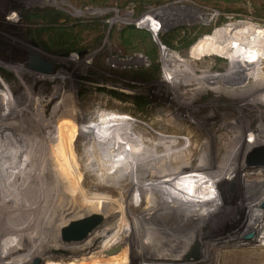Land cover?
<instances>
[{
  "label": "rangeland",
  "instance_id": "rangeland-1",
  "mask_svg": "<svg viewBox=\"0 0 264 264\" xmlns=\"http://www.w3.org/2000/svg\"><path fill=\"white\" fill-rule=\"evenodd\" d=\"M115 1L90 6L72 0H0V145L8 143L42 155L34 162L41 175L36 173V178L35 171L28 179L18 177L20 171L13 177L17 186L12 181L11 194H23L9 217H0L16 218L25 206L30 210L39 206L43 197L48 204L46 221L36 210L34 217L39 220L27 231L17 219L20 225L0 223V264H33L35 259L38 264H264V244L254 243V237L227 241L240 235L235 230L245 220L246 205L263 197L264 176L239 177L232 169L212 187L199 179L201 172L210 177L215 167L220 174L217 159L228 157L252 134L264 131V54L258 48L264 40V0H174L142 10L137 0ZM130 26L148 32L156 51L144 33L135 39L122 33ZM53 28L70 32L78 50L54 53L47 38ZM37 60L45 65L42 70L29 67L37 66ZM90 113L116 114L128 123L127 135L124 132L125 138L118 139L115 147L113 142L85 144L96 150L86 152L88 139L83 141L77 127ZM43 124L54 131L45 140L38 129L44 130ZM95 126L115 128L102 122ZM104 130L87 137L95 132L104 135ZM134 140L142 143L140 150L128 143ZM202 152L207 155L203 160H210L200 164L197 157ZM181 156H185L183 163L171 160ZM138 157L141 162L133 163ZM0 158V173L10 180L6 175L10 160ZM44 163L49 165L48 176L55 174L63 186L52 185L56 177L44 175ZM250 170L264 175V168ZM167 173L170 176L165 178ZM27 180L32 185L40 180L49 190L39 187L30 194L27 184L23 186ZM228 189L230 195L219 204L197 201L205 193L217 195ZM11 194H0L6 199L0 206L7 204ZM192 207L200 213L191 211ZM260 209L264 210V202ZM234 212H239L236 217ZM91 213L104 214L106 223L100 215L94 216L63 241L58 226ZM151 214L152 221L145 217ZM222 216L225 222L219 235H215L218 230L211 233L213 224L210 227L205 241L213 248L204 259L199 253L204 248L199 246L197 255L183 262L152 260L178 253L181 249L174 244L181 232L201 223L216 221L219 226L217 218ZM111 224L116 226L109 229L112 233L100 238L90 253L79 249L97 234L96 229ZM27 232L32 238H27ZM119 245L122 251L117 257L105 255ZM141 255L149 259L142 262Z\"/></svg>",
  "mask_w": 264,
  "mask_h": 264
},
{
  "label": "bare ground",
  "instance_id": "bare-ground-1",
  "mask_svg": "<svg viewBox=\"0 0 264 264\" xmlns=\"http://www.w3.org/2000/svg\"><path fill=\"white\" fill-rule=\"evenodd\" d=\"M258 46H260V47H258L259 48V50L264 54V40H262V42H260L259 44H258ZM264 56V55H263ZM263 58V57H262ZM257 59V58H256ZM252 60H254V59H252ZM259 62H261V61H259ZM264 62V61H263ZM257 63V62H256ZM224 85V84H223ZM202 91V90H201ZM179 110V109H178ZM55 111V110H54ZM84 115V114H83ZM106 118H107V121L105 122V120H106ZM118 117H117V115L116 114H113L112 115V113L109 115H101L100 113H93V114H89V115H87V116H85L84 118H83V121L81 120V123H82V125H81V127H80V129L77 127V129H78V133H80L81 132V136H83V141H85L86 139H88V140H86L85 141V143H84V146H85V144H88V143H91V142H100V144H110V143H112L113 142V144H114V147L116 146V141L118 142V139H120L121 138V140H123V138H125V137H123V133L125 132V134L127 135V131H126V129H125V126L127 127V124L128 123H122V120H121V118H119V119H117ZM62 119V118H61ZM103 119H105L104 121H103ZM111 119H113V122H109ZM109 120V121H108ZM115 120H117V121H115ZM64 122V121H63ZM97 122H99V123H103V124H105V125H107V126H112V127H115L114 129H116V131L114 130V129H102V128H96V126H95V124L97 123ZM9 123V122H8ZM13 124V123H12ZM36 124V123H35ZM205 124H207V122L205 123ZM80 125V124H79ZM97 125H99V124H97ZM38 126V125H37ZM43 126H44V130H42V128H41V126L38 128L39 130H41V136L43 135L44 137H42V138H44V140H45V138H46V136L48 135L49 136V134H53V130L52 129H48L47 127L48 126H46V124L44 125L43 124ZM41 128V129H40ZM54 128V127H53ZM3 129V128H2ZM98 130H104L103 131V133L105 132V134L103 135V134H99L98 135V133L97 132H95V135H91L90 137H87L88 136V134H90V133H93L94 131H98ZM71 131L72 130H70V133H71ZM121 131V132H120ZM4 132V131H3ZM38 132V131H37ZM119 132V133H118ZM72 134V133H71ZM123 134V135H122ZM130 134V133H129ZM11 135V134H10ZM14 135V134H13ZM12 135V136H13ZM37 135H38V133H37ZM56 136H57V134H56ZM86 136V137H85ZM69 137V136H68ZM76 137V136H75ZM78 137H79V135H78ZM77 137V138H78ZM14 138V137H13ZM13 138H11V139H13ZM49 138V137H48ZM55 138V137H54ZM70 138V137H69ZM10 139V138H9ZM7 140V139H6ZM126 140V139H125ZM132 140V139H131ZM50 141V140H49ZM127 141H129V140H127ZM133 141V140H132ZM135 141V140H134ZM21 142V141H20ZM34 142H35V140H34ZM70 142V141H69ZM2 143V142H1ZM10 143V142H9ZM51 143V142H50ZM59 143V142H58ZM83 143V142H82ZM129 144L131 143V145H136V149L137 150H140V147H141V145H142V143H137L136 141H135V143H137V144H135L134 142V144L132 143V142H128ZM17 144V143H16ZM34 144V143H33ZM39 144V143H38ZM44 145V144H43ZM77 145H79V144H77ZM16 146V145H15ZM54 146V144L52 145V147ZM57 146V145H56ZM55 146V147H56ZM111 146V145H110ZM33 147H36V146H33ZM39 147V146H38ZM54 147V148H55ZM260 147H264V131H259V132H256L255 134H252V136H250L249 138H247V140L244 142V144H243V146L241 147V148H238V149H233L232 151H233V153H232V151L230 152V154H229V156L228 157H223V159H221V157H220V159H217L219 162H220V166H221V168H220V174H218V169L215 167V169L213 170L212 169V173H211V175H210V177H208V176H204L203 174H204V172L202 173L201 172V174H200V176H199V179L201 180H204V181H206V183L207 184H205V185H208L209 187H212L213 186V183L214 182H216L217 180H218V178L220 177V181L221 180H224L223 178L225 177V176H229L230 175V173L232 172V169L234 170L232 173H234V174H238L239 175V177H249V178H251V179H253L254 177H262V176H264V175H262V173H260V172H256V173H253V172H255V171H253V170H250L249 171V169H247V165H246V158L248 157V155H249V153H251V151H253L254 149H256V148H260ZM14 148H16V149H14ZM17 148H19V147H13V145L12 144H8V143H5V144H2V145H0V156L1 157H4L7 161H9L8 162V164L10 165L9 166V169H8V171L7 172H9V174H6V175H9V177L11 178L10 180H9V178L8 179H6V177L5 176H3V174H1L0 173V194L3 196V193H5V195L6 194H11V193H13V189H12V184L14 183H16V185L15 186H17V182H14L15 181V176L16 175H18L19 174V172L21 171V172H23L22 173V175L20 174V175H18V177H20V176H24L25 175V177L27 176V178L28 179H31V178H29L30 176H33V174H31L32 172H35V176H36V173H39V171L41 170H36L34 167H35V164H34V162L35 161H37V160H39V157L38 156H41V158H42V155L39 153V151H38V154H33L32 155V151L31 152H29V150H28V152H26V150L24 151V149H22L23 147H21V149L19 148V149H17ZM27 148V147H26ZM66 148V147H65ZM143 148H145L144 146H143ZM84 149L86 150V152L89 150H91L92 152H94L93 150H95L94 148H91L90 147V144L89 145H87V146H85L84 147ZM36 150H37V147H36ZM63 150V149H62ZM120 150L122 151V147H120ZM47 151V150H46ZM90 151V152H91ZM96 151V150H95ZM26 152V153H25ZM35 152V151H34ZM212 152V151H211ZM29 153H31V155L32 156H30V154ZM42 153H43V151H42ZM65 153V152H64ZM135 153V152H134ZM50 154V153H49ZM110 154V153H109ZM206 154H208V153H206ZM211 154V153H210ZM38 155V156H37ZM53 155V154H52ZM52 155H50V157L52 156ZM180 155V154H179ZM24 156V157H23ZM44 156V155H43ZM188 156V155H187ZM211 156V155H210ZM22 157L23 158H25V160H23L22 159ZM48 157V155L46 154V157L45 158H47ZM182 157V156H181ZM183 157H185V156H183ZM182 157V158H183ZM204 157H207V155L206 156H204V154H203V152L200 154V156L199 157H197V163H204V162H207V161H205L206 159H209V158H206L205 160H203V158ZM212 157V156H211ZM4 158H3V160H4ZM35 158V159H34ZM179 158V157H178ZM177 157H176V159L174 158H172L171 160L172 161H181V163H183L182 162V160H184V158L183 159H178ZM217 158V157H216ZM1 159V158H0ZM139 157H138V159L137 160H132V161H134L133 163H137V162H141V161H139ZM169 159V158H168ZM212 159H214V158H212ZM34 160V161H33ZM42 160V159H41ZM47 160H48V158H47ZM58 160V159H57ZM141 160V159H140ZM170 160V161H171ZM192 160V159H191ZM210 160V159H209ZM220 160H222V161H220ZM55 161H56V159H55ZM65 160L63 159V161L62 162H64ZM162 161V160H161ZM186 161H188L189 163H190V158H188V160H186ZM46 163H48V161H45ZM122 162H124V161H122ZM36 163V162H35ZM46 163H44L43 164V169H42V171H44V175H47L48 176V166L50 165V163H48V164H46ZM54 164V162H51V164ZM130 163V162H129ZM185 163V162H184ZM40 164H41V161H40ZM141 164V163H140ZM157 164H160V163H157ZM191 164V163H190ZM42 165V164H41ZM62 165V164H61ZM138 165V164H137ZM223 165H225V167L223 168ZM140 166V165H139ZM143 166V165H142ZM2 167V166H1ZM40 167V166H39ZM52 167V166H51ZM56 167V166H55ZM60 167H62V166H60ZM129 167H131V165L129 166ZM133 167V166H132ZM5 168V167H4ZM126 168V167H125ZM135 168V167H134ZM133 168V169H134ZM204 168V167H203ZM202 168V169H203ZM139 169V168H138ZM142 169V168H141ZM186 169V167H183L181 170L183 171V170H185ZM73 170V169H72ZM59 171V170H58ZM67 171V170H66ZM205 171V170H204ZM253 171V172H252ZM260 171V170H259ZM53 172H54V170H53ZM207 172V171H206ZM205 172V173H206ZM247 172H252V173H250V174H248ZM50 173H51V171H50ZM59 173V172H58ZM245 173H247V174H245ZM40 174V173H39ZM52 174V173H51ZM66 174V173H65ZM152 175H153V172L151 173ZM155 174H156V172H155ZM5 175V174H4ZM41 175V174H40ZM50 175V174H49ZM54 176H55V174H53ZM53 175H51V176H53ZM59 175V174H58ZM133 175V174H132ZM136 174H134L132 177H134ZM206 175V174H205ZM35 176H34V178H35ZM50 176V177H51ZM156 176H158L157 174H156ZM164 176H166L165 178H167V177H169L170 176V173H167V174H165ZM8 177V176H7ZM14 177V178H13ZM49 177V176H48ZM49 177V178H50ZM56 177V176H55ZM59 177H61V176H59ZM65 177V176H64ZM163 176H161V178H162ZM207 178V179H205V178ZM36 178H37V176H36ZM38 178H40V177H38ZM164 178V177H163ZM172 177H170L169 179H171ZM21 178H19V180H20ZM23 180H24V178H22ZM21 179V180H22ZM59 179V178H58ZM58 179H57V177L54 179V177H53V184L52 185H55V186H59L60 187V185H59V182L60 181H58ZM108 179V178H107ZM135 179V178H134ZM186 179V178H185ZM184 179V180H185ZM189 179H191V178H189ZM14 180V181H13ZM20 180V181H21ZM38 180V179H37ZM187 180V179H186ZM12 181H13V183H12ZM18 181V180H17ZM34 181V180H33ZM47 181V180H46ZM45 181V182H46ZM136 181V180H135ZM189 181V180H188ZM190 181H193L192 179L190 180ZM189 181V182H190ZM24 182V181H23ZM27 182V183H26ZM24 184H23V186L25 185V184H27V185H25V188H27L28 187V189L31 191V192H28V193H32V194H34V192L36 191L37 192V190L39 191V187H41L42 189H43V192H44V190L46 189L45 188V186L44 185H46V184H44L43 186H42V184H40V180H39V182L36 184V183H34L33 185L29 182L28 183V180L26 181ZM72 182V181H71ZM107 182H109V181H107ZM187 182V181H186ZM200 182H202V181H200ZM51 183V182H50ZM61 183V182H60ZM19 184V183H18ZM47 184H49V183H47ZM64 184V183H63ZM66 184L68 185L69 184V181H68V183L66 182ZM164 183H162V185H163ZM166 184H168V185H171L170 187H175V185L173 184V183H166ZM166 184H165V186H166ZM21 185H22V183H21ZM61 185H62V183H61ZM204 185V186H205ZM19 186V185H18ZM54 186V188H56ZM63 186V185H62ZM71 186V185H70ZM69 186V187H70ZM155 186V185H154ZM153 186V187H154ZM158 186V184L156 185V187ZM11 187V188H10ZM44 187V188H43ZM46 187H47V185H46ZM51 187V186H50ZM160 187V186H159ZM15 188V187H14ZM23 188V187H22ZM25 188H24V190H25ZM52 188V187H51ZM65 188V187H64ZM67 188V187H66ZM162 187H160V189H161ZM165 188H167V187H165ZM9 189V191H8V193L6 192L7 190ZM21 189V188H20ZM19 189V190H20ZM62 189V188H61ZM168 189V188H167ZM27 190V189H26ZM41 190V189H40ZM49 190V189H48ZM47 190V191H48ZM57 190H59V189H57ZM56 190V191H57ZM42 191V190H41ZM46 190H45V192H47ZM61 191V190H60ZM158 191V190H157ZM209 191V190H208ZM63 192V191H62ZM135 192V191H134ZM176 192V191H175ZM224 192H226V193H224ZM228 192H229V195H230V190L228 189V190H223L222 192H220V193H218L217 195L216 194H213V193H205V195H204V197H200L199 199H197V201L199 202V201H206V202H215V203H217V204H219L220 202H223V201H226L227 200V196H228ZM20 192H14V194H11V198L8 200L7 199V204L6 203H3V202H1V204H4V205H2V206H0V216H6V217H9V215H10V213H12V210L14 209L13 207L15 206L14 204H16V201L17 200H20L21 199V197L22 196H20V195H22L23 193H21V194H19ZM28 193H25V194H28ZM39 193V192H38ZM41 193V192H40ZM61 193V192H60ZM59 193V194H60ZM163 193H164V190H163ZM203 193V192H202ZM49 194V193H48ZM64 194V193H63ZM166 194V193H165ZM169 194V193H168ZM223 194H225V196H223ZM0 195V196H1ZM45 195V194H44ZM54 195V194H53ZM135 195V194H134ZM159 195V194H158ZM157 195V196H158ZM0 197V201L1 200H3L4 199V201H6V199L4 198V197ZM31 196H34V195H31ZM30 196V197H31ZM41 196V195H40ZM177 196V195H176ZM29 197V198H30ZM60 197V196H59ZM132 197V196H131ZM164 197V196H163ZM169 197H170V195H169ZM35 198V197H34ZM46 198V197H45ZM44 197H43V200H42V202L40 203V205L38 206V205H35L34 206V208H33V210H30V207H28V206H25L26 205V203H24L25 205V207H27V208H25L23 211V213L21 212L22 211V209L20 210V212L18 211V213H19V215L18 214H16L17 215V217L16 218H13V217H11V218H4V219H1V217H0V223L2 224V222L5 224V222L6 221H8L7 222V225H17L18 223L16 222V219L18 220V221H21L22 222V224H23V228H25V230L27 231V229L26 228H28V230L32 227V225L37 221V220H39V218L38 219H36L35 217H34V213L36 212V210H39L38 212L39 213H42V217H41V220H42V222L43 221H46V219H47V217L45 216L46 215V211H47V201H46V199H45ZM161 198V197H160ZM168 198V197H167ZM191 198V197H190ZM40 199H42L41 197H40ZM165 199V198H164ZM183 199V198H182ZM185 199V198H184ZM183 199V200H184ZM30 200H31V198H30ZM36 200V199H35ZM161 200V199H160ZM170 200V199H169ZM181 200V199H180ZM182 200V201H183ZM22 201H25V199L24 200H22ZM37 201V200H36ZM40 201V200H39ZM74 201V200H73ZM158 201V200H157ZM176 201V200H175ZM174 201V202H175ZM179 201V200H178ZM13 202V203H12ZM51 202V201H50ZM159 202V201H158ZM186 202V201H185ZM29 203V202H28ZM32 203H35V202H32ZM32 203H31V205H32ZM38 203V202H37ZM52 203V202H51ZM61 204H62V202H60ZM157 203V202H156ZM155 202L153 203V205H152V207L154 206V204H156ZM184 203V202H183ZM9 204V205H8ZM17 204H18V202H17ZM36 204V203H35ZM80 204V203H79ZM126 204V203H125ZM14 205V206H13ZM20 205V204H19ZM22 206H23V204H21ZM28 205V204H27ZM29 205H30V203H29ZM171 205V204H170ZM56 206H57V208H58V205L56 204ZM55 206V207H56ZM68 206V205H67ZM149 206H150V204H149ZM5 207V208H4ZM18 207V205L17 206H15V208H17ZM51 207V206H50ZM54 207V208H55ZM62 207V206H61ZM83 207V206H82ZM127 206H125V208H126ZM52 208V207H51ZM50 208V209H51ZM60 208V207H59ZM81 208V207H80ZM124 208V209H125ZM148 208H151V207H148ZM194 207H192V208H189L191 211H193V212H196V213H200V210H196V209H193ZM63 209V208H62ZM69 209V208H68ZM44 210V211H43ZM58 210V209H57ZM64 210V209H63ZM66 210V209H65ZM54 211H56L55 209H54ZM102 211V210H101ZM126 211V210H125ZM147 211V210H146ZM46 212V213H45ZM53 212V211H52ZM51 212V213H52ZM58 212H59V210H58ZM91 212V211H90ZM21 213V214H20ZM54 213V212H53ZM62 213V212H61ZM92 213H94L93 211H92ZM91 213V214H92ZM122 213V212H121ZM127 213V212H126ZM149 213V212H148ZM3 214V215H2ZM50 214V213H49ZM13 215V214H12ZM38 215V214H37ZM98 215H100V217L102 218V223H106V216L104 215V214H101V213H97V214H92V215H88V216H86L87 218H89V217H94V216H98ZM129 215V214H128ZM127 215V216H128ZM27 218H26V217ZM51 216V215H50ZM53 216V215H52ZM61 216V215H60ZM23 217H25V219H27V222L23 219ZM86 217H83V218H81V219H85ZM108 217V216H107ZM129 217V216H128ZM146 218H150V220L151 219H153L154 217H152V214L151 215H146L145 216ZM224 216H222V217H220V218H217L218 219V225L219 226H215L216 224V221H214V222H211L210 224H202L201 223V225H194V226H191L190 228H188V229H186L184 232H181V236L179 237V242L176 244H174V246H175V249H181L180 251H178V253H174V252H172L170 255H166V259H160V258H157V259H152V260H154V261H163V262H167V261H171V262H183L186 258H187V255H188V252L193 248V246L195 245V244H198V246H200V248L202 247V248H204V241L207 239V237H208V235L210 234V227H211V225L213 226L212 227V229H211V233L213 232V234H215L216 233V231L218 230L219 231V229H221V228H219L225 221V218H223ZM133 218V217H132ZM11 219V220H10ZM20 219V220H19ZM49 219V218H48ZM60 219V218H59ZM75 219H77V220H79V218H75ZM125 219V218H124ZM220 219V220H219ZM10 220V221H9ZM15 220V221H14ZM23 220L25 221V222H23ZM62 220V219H61ZM70 220V219H69ZM14 221V222H13ZM32 221H33V223H32ZM49 222H50V220H48ZM47 221V222H48ZM64 221V220H63ZM73 221H76V220H73ZM72 220H70V221H68L66 224H64V226H62L61 224L58 226L59 228L57 229L60 233H61V231H62V229H64V228H66L67 226H69V224L71 223V222H73ZM133 221V220H132ZM152 221V220H151ZM54 222V221H53ZM133 222H135V221H133ZM137 222V221H136ZM146 222H148V221H146ZM41 223V222H40ZM45 223V222H44ZM138 223V222H137ZM143 223V222H142ZM151 223V222H150ZM21 224V223H20ZM20 224H18V225H20ZM36 224V223H35ZM34 224V225H35ZM43 224V223H42ZM109 224V223H108ZM3 225V224H2ZM6 225V224H5ZM33 225V226H34ZM38 225V224H37ZM138 225V224H137ZM4 226V225H3ZM8 226V227H9ZM12 226V227H13ZM45 226V225H44ZM114 227H116L115 226V224L113 225ZM112 226V224H111V226L110 225H108V226H104L103 225V227H101V228H103V229H101V228H99V229H101L100 231H98L99 229H96V231H97V234L95 233L94 234V232H96V231H94L93 232V236L91 237V239L89 240V242H86L85 244H83V245H81V246H84V247H79V249L81 248V251L83 252V253H90V251L92 250V248H93V246L96 244L97 245V243H98V241H99V239L101 238H104L106 235L108 236L109 234H111L112 233V230L111 231H109V229L111 228V227H113ZM135 226H136V224H135ZM5 227V226H4ZM49 227V226H48ZM139 227V226H138ZM16 228V227H15ZM22 228V229H23ZM33 228V227H32ZM38 228V227H37ZM5 229V228H4ZM8 229H10V228H8ZM21 229V228H20ZM125 229V228H124ZM136 229V228H135ZM140 229V228H139ZM17 230V229H16ZM41 230V229H40ZM44 230V229H43ZM123 230V229H122ZM10 231V230H9ZM24 231V230H23ZM125 231V230H124ZM123 231V232H124ZM136 231V230H135ZM223 230H220L218 233H216L215 235H219L221 232H222ZM15 232V231H14ZM22 232V231H21ZM40 232V231H39ZM28 233V232H27ZM26 233V234H27ZM5 234V233H4ZM29 234V233H28ZM36 234V233H35ZM124 234H125V232H124ZM38 235V234H37ZM41 235V234H40ZM117 235V234H116ZM13 236H14V234H13ZM20 236L22 237V235H21V233H20V235H19V237L18 238H20ZM28 236H30V234L29 235H27V238H32L31 236L30 237H28ZM36 236V235H35ZM111 236V235H110ZM42 237V236H41ZM17 238V239H18ZM108 238V237H107ZM119 238V237H118ZM8 239V238H7ZM10 239V238H9ZM25 239H26V237H25ZM180 239H181V242H180ZM13 240V239H12ZM6 241V240H5ZM17 241V240H16ZM19 241H21V240H19ZM31 241V240H30ZM115 241V240H114ZM6 242H8V240L6 241ZM12 242V241H11ZM28 242V241H27ZM101 242V241H100ZM18 243V242H17ZM105 243V242H104ZM111 243V242H110ZM109 243V244H110ZM114 243V242H113ZM11 244V243H10ZM37 244V243H36ZM16 245V244H15ZM20 245V244H19ZM38 245V244H37ZM71 246V245H70ZM75 246V245H74ZM87 246V247H86ZM63 247V246H62ZM67 247H69V246H67ZM101 247V246H100ZM200 248L198 247V251L200 250ZM6 249V248H5ZM55 249V248H54ZM104 250V249H103ZM80 251V252H81ZM94 251V250H93ZM122 251V245H119V246H117V247H115V248H111V250H108V251H106L105 252V255L106 256H108V257H111V258H115V257H117L119 254H120V252ZM174 251H176V250H174ZM30 252V251H29ZM6 253V252H5ZM10 253V252H9ZM199 253H200V257H202V250L201 251H199ZM32 254V253H31ZM41 254V253H40ZM15 256V255H14ZM77 256V255H76ZM15 259H16V257H15ZM17 259H20L19 261H21V259H22V256H21V258L19 257V258H17ZM24 259V258H23ZM147 259H149V258H146V257H144L143 255H141V258H140V260L142 261V262H145V260H147ZM12 263V262H11ZM14 263V262H13ZM145 264V263H144Z\"/></svg>",
  "mask_w": 264,
  "mask_h": 264
},
{
  "label": "trees",
  "instance_id": "trees-1",
  "mask_svg": "<svg viewBox=\"0 0 264 264\" xmlns=\"http://www.w3.org/2000/svg\"><path fill=\"white\" fill-rule=\"evenodd\" d=\"M77 1L78 3H81L83 5H90V6H106L109 3L114 2L115 0H72ZM117 1V0H116ZM115 1V2H116ZM139 2L140 9H144V6L151 5L153 7L161 6L166 3L172 2L174 0H137ZM201 1H208V0H201ZM53 30V31H52ZM52 31V32H51ZM51 32V33H50ZM50 34H48V44L49 47L52 49L54 53L61 54V53H71L74 51H77L76 43L74 42V39L72 38V35L67 30H61L58 28H53L50 30ZM123 34L127 33L129 37H132V39H135L134 36L138 35L139 33H144L147 35L149 41H151V45L154 47L153 51H156V44L152 41V38L150 37L149 33L138 29L135 27H126L122 31ZM166 45V43H163Z\"/></svg>",
  "mask_w": 264,
  "mask_h": 264
},
{
  "label": "crops",
  "instance_id": "crops-1",
  "mask_svg": "<svg viewBox=\"0 0 264 264\" xmlns=\"http://www.w3.org/2000/svg\"><path fill=\"white\" fill-rule=\"evenodd\" d=\"M259 201V202H258ZM264 202V195L261 199L257 200L254 204H248L244 208V222L241 223V227H237L235 230L237 235L236 238L228 239L227 241H236L245 235H249L250 238H253V242L257 245L261 246L264 244V210L260 209V205ZM239 212H234L235 217ZM253 214V215H252ZM235 219V218H234ZM251 221V222H250ZM250 224V226L248 224ZM261 235V236H260ZM220 240V239H219ZM264 246V245H263ZM212 245L210 247L207 246L206 241H204V249L202 250V257L205 258L206 255H209L210 250L212 249Z\"/></svg>",
  "mask_w": 264,
  "mask_h": 264
},
{
  "label": "water",
  "instance_id": "water-1",
  "mask_svg": "<svg viewBox=\"0 0 264 264\" xmlns=\"http://www.w3.org/2000/svg\"><path fill=\"white\" fill-rule=\"evenodd\" d=\"M39 62V63H38ZM42 61L41 60H37L36 64L37 66L34 65H30L29 67L31 68H35L38 70H42V66H45L43 64H41ZM33 68V69H34ZM246 165H247V169H256V168H264V147H260V148H256L253 151H251V153H249L248 157L246 158ZM96 217H90V218H85V219H80V220H76L73 221L69 224V226H67L66 228L62 229L61 231V236L63 241H68L71 239V237L68 235L70 232H72L73 230H75L76 228H78L80 225L87 223L89 221V219H95ZM82 236H79V239H82ZM246 239H249L250 236L247 235L245 236ZM198 244H195L193 246V248L190 250L189 254L187 255V257L189 256H196L198 253ZM38 259H35L33 264H38Z\"/></svg>",
  "mask_w": 264,
  "mask_h": 264
}]
</instances>
